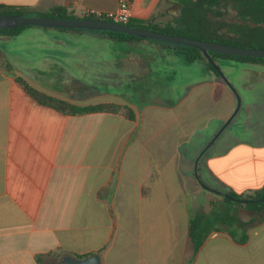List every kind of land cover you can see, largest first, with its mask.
<instances>
[{
  "label": "crops",
  "instance_id": "crops-1",
  "mask_svg": "<svg viewBox=\"0 0 264 264\" xmlns=\"http://www.w3.org/2000/svg\"><path fill=\"white\" fill-rule=\"evenodd\" d=\"M0 5H61L84 15L115 10L118 0ZM168 9L175 7L165 0H134L132 18L162 23ZM69 31L30 26L11 38L0 33V264H59L68 254L96 253L102 264H264V212L246 209L250 219L240 221L247 224L231 227L223 205L227 191L249 194L264 185V77L243 81L249 96L202 153L238 104L222 77L162 43L128 40L169 58L167 79L142 67L158 53L110 54L113 36ZM17 76L79 105H128L135 118L124 110L62 113L34 99ZM75 83L86 92L67 95ZM200 212L209 233L195 250L189 224ZM231 228L247 240L232 237Z\"/></svg>",
  "mask_w": 264,
  "mask_h": 264
},
{
  "label": "trees",
  "instance_id": "trees-1",
  "mask_svg": "<svg viewBox=\"0 0 264 264\" xmlns=\"http://www.w3.org/2000/svg\"><path fill=\"white\" fill-rule=\"evenodd\" d=\"M172 4L173 7L179 9L178 15L169 22L159 23L153 19H136L131 18L127 23L132 26L151 28L168 34H176L198 38L207 41H216L220 43L232 44L242 47L263 48L264 49V0H165ZM231 4L237 11L234 19L227 20L224 18L225 12L221 9L222 6ZM22 14V15H45L60 18L70 17H90L75 14L69 11L66 6H54L49 10H29L25 7L0 5L1 14ZM109 20V19H107ZM30 26H20L18 28H2L0 33L4 37H14L22 29ZM60 29V28H59ZM65 30V29H62ZM84 30V29H79ZM86 30V29H85ZM107 33L118 40H141L142 38L133 35L125 34L117 31H98ZM164 44L165 46L174 48L188 63L204 61L207 70L221 77L218 69L212 64V61L217 63L218 59L236 61L238 63H264V58L237 56L231 54H222L218 52H209L210 60L202 50L194 46L177 44L158 39H151ZM218 64V63H217ZM219 66V65H218ZM17 81L22 87L38 102L43 105L50 106L65 114H86L92 112H120L124 110L125 114L130 118H135L134 109L128 105H120L116 103H97L90 105H79L67 99L59 98L50 95L46 92L32 86L23 77L17 76ZM82 89V85L75 83L65 87V93L71 95ZM205 188L210 189L205 184ZM226 200L235 203L237 206L243 207L250 212H264V185L253 193L241 194L235 191L226 192ZM260 221L263 217H260ZM208 216L202 212L197 213L190 219L189 224V239L195 250L204 242L209 230L207 229ZM225 223L244 226L247 223L241 222L238 216H231ZM237 229H230L228 232L234 238L240 241H245L248 234L245 233L242 237H237Z\"/></svg>",
  "mask_w": 264,
  "mask_h": 264
},
{
  "label": "water",
  "instance_id": "water-1",
  "mask_svg": "<svg viewBox=\"0 0 264 264\" xmlns=\"http://www.w3.org/2000/svg\"><path fill=\"white\" fill-rule=\"evenodd\" d=\"M20 26H42L50 28H60V29H86L92 31H117L125 34L133 35L143 39H158L162 41H168L177 44H185L199 48L204 52L207 59L210 60L209 52H218L222 54H231L237 56H248L264 58L263 48H252V47H242L232 44L220 43L216 41L201 40L198 38L168 34L160 32L151 28L132 26L127 23L116 22L112 20L102 19V18H90V17H70V18H60L45 15H22V14H1L0 15V29L2 28H18ZM212 64L218 69L219 74L224 79V81L232 88V90L237 94L238 104L235 112L226 121V123L221 127V129L215 134L206 148L202 153L214 142V140L222 133L226 126L230 123L236 113L239 111L241 106V99L238 95L233 84L225 77L220 67L215 61ZM199 158L196 160V165L198 164ZM196 176H198L197 168L195 169ZM59 264H102L100 254H92L84 258H79L73 255H66L62 258Z\"/></svg>",
  "mask_w": 264,
  "mask_h": 264
},
{
  "label": "rangeland",
  "instance_id": "rangeland-1",
  "mask_svg": "<svg viewBox=\"0 0 264 264\" xmlns=\"http://www.w3.org/2000/svg\"><path fill=\"white\" fill-rule=\"evenodd\" d=\"M221 9L226 13L224 18H226L227 20L234 19L236 14H237V11L235 10L234 6L231 5V4L224 5V6H222ZM160 12H162V10ZM178 13H179V9L178 8H175V10L168 9L166 11H163L162 12V16L160 18L161 22L165 23L164 21H166V20H173L178 15ZM69 32H75V33L84 32L86 34H104V35H109L107 33H101V32H98V31L85 30V29L84 30L74 29V30H71ZM151 42H157V41L151 40ZM158 43H160V42H158ZM153 50H154V48L151 47V46L130 45V43L128 41H126V40H118L117 38L115 39V41H110V44H109V52H110V54H111V51H112L113 54H117L119 56L124 54V55H126V57L128 56L129 53H139L141 56H145L146 54L148 55V54L158 53V50H155V52ZM157 55H158V57H156L155 60L153 59V60L147 61L145 63V65H142V67H145L147 69H151V70L156 71V72L158 71V72L161 73V75H159V76H162V74H165V67L169 63V58L162 59L161 57H159V53ZM126 62H127V59H126ZM217 63L219 65L221 71L225 75V77L228 78V80L233 84V86L236 87V89H238L237 91H238V94H239L241 100L242 99L246 100L247 96H249V91L245 88V86L243 84V81H246L248 79L249 80L250 79H255L254 77H256V76L259 77V78L260 77L261 78L264 77L261 74L262 73L261 70H264V67H259V68L258 67L254 68V67H251V66L250 67L249 66L245 67V65H243L242 63H238L236 61H231V60H225V59H221V58L217 60ZM193 66H195L196 68L197 67L200 68L201 63L200 62H196V63H194ZM77 70L80 71L78 68H77ZM171 72H173V71H171ZM172 74L171 73L169 75L165 74L166 78L168 79V77H169L171 79ZM199 76L200 75H198V77ZM82 77H83V75H82ZM196 77L197 76L195 75L194 77H190L189 79H197L198 77L197 78ZM56 86L63 88L62 84H56ZM172 86H173V88L176 87L175 85H172ZM98 87H99V85H98ZM133 87H134V85H131V86H127L126 85V87H124V88L125 89H127V88L130 89V88H133ZM91 88L92 87H89V90L87 92L88 93H92L93 95H95L96 94V90H93V89L91 90ZM162 88L166 89L167 86H162ZM257 91L258 92H256V94H260L262 92L261 89H260L261 92L258 89H257ZM85 92H86V89H85V86H84V88L82 87V89L77 91L76 93H85ZM158 92L163 93L164 95H169L170 91L158 90ZM134 94H135V96H137L136 92H134ZM223 205L229 208L230 213L227 216H229V215L233 216L234 210L237 207V205L235 203H232V202L226 200V199L223 201ZM227 216L226 215H223L222 217L217 216L218 221H221L220 224L224 220L223 218H226ZM237 216H238V218H240L241 221L250 219L249 213H248V211L246 209H242L241 211H238ZM247 222L249 223L250 221H247Z\"/></svg>",
  "mask_w": 264,
  "mask_h": 264
},
{
  "label": "built area",
  "instance_id": "built-area-1",
  "mask_svg": "<svg viewBox=\"0 0 264 264\" xmlns=\"http://www.w3.org/2000/svg\"><path fill=\"white\" fill-rule=\"evenodd\" d=\"M134 0H118V6L112 11H102L97 9H87L86 16L109 19L116 22L128 23L133 17Z\"/></svg>",
  "mask_w": 264,
  "mask_h": 264
}]
</instances>
